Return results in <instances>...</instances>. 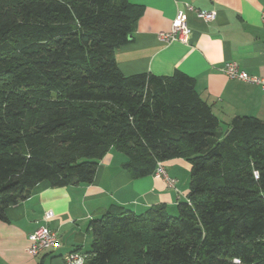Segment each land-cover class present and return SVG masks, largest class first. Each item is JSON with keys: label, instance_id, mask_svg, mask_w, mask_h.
<instances>
[{"label": "trees", "instance_id": "trees-1", "mask_svg": "<svg viewBox=\"0 0 264 264\" xmlns=\"http://www.w3.org/2000/svg\"><path fill=\"white\" fill-rule=\"evenodd\" d=\"M141 14L130 0H0V220L42 182L91 183L112 148L134 176L183 157L187 197L108 210L86 264H264V119L224 130L184 72L125 75L115 50Z\"/></svg>", "mask_w": 264, "mask_h": 264}, {"label": "crops", "instance_id": "crops-1", "mask_svg": "<svg viewBox=\"0 0 264 264\" xmlns=\"http://www.w3.org/2000/svg\"><path fill=\"white\" fill-rule=\"evenodd\" d=\"M142 6V14L131 34V42L115 50L118 67L125 75L153 73L172 76L182 71L213 108L227 130L236 115L264 119V89L260 84L229 78L222 67L235 61L251 75L264 77V0H130ZM194 7L190 10L186 6ZM216 11L212 20L200 18L196 10ZM179 11L192 28L188 43H166L159 33L169 31ZM126 155L112 148L101 159L94 179L87 184L36 186L30 197L7 209L8 220H0L2 264H65L74 250L90 249L93 222L108 210L149 206L175 210L187 197L192 164L183 157L162 162L174 187L154 173L134 176L124 167ZM47 210L54 217L46 223L57 232L58 245L39 255L28 252L29 235L45 224Z\"/></svg>", "mask_w": 264, "mask_h": 264}, {"label": "built area", "instance_id": "built-area-1", "mask_svg": "<svg viewBox=\"0 0 264 264\" xmlns=\"http://www.w3.org/2000/svg\"><path fill=\"white\" fill-rule=\"evenodd\" d=\"M186 6L190 10L194 9V7L190 4L186 3ZM196 12L200 18H203L207 21L215 19L217 16L216 11H204L197 9ZM191 33L192 28L187 23L186 13L184 11H179L172 22L170 30L160 32L159 38L166 43L172 41L188 43ZM222 70L229 78L260 84L264 89V77L249 74L247 71L241 69L239 64L235 61L226 62L223 65ZM155 174L166 177L169 185L174 187L176 181L175 179L168 177L162 162L157 163ZM53 217L54 212L52 210H47L43 216L45 224L41 225L32 233H30V245L28 246V252L31 255H39L41 252L53 249L58 245L59 241L57 232L50 229V227L46 224ZM65 264H86L85 256L79 250H74L67 255Z\"/></svg>", "mask_w": 264, "mask_h": 264}, {"label": "rangeland", "instance_id": "rangeland-1", "mask_svg": "<svg viewBox=\"0 0 264 264\" xmlns=\"http://www.w3.org/2000/svg\"><path fill=\"white\" fill-rule=\"evenodd\" d=\"M168 185H169V183H168ZM171 214L176 215L177 214V211H171Z\"/></svg>", "mask_w": 264, "mask_h": 264}, {"label": "water", "instance_id": "water-1", "mask_svg": "<svg viewBox=\"0 0 264 264\" xmlns=\"http://www.w3.org/2000/svg\"><path fill=\"white\" fill-rule=\"evenodd\" d=\"M130 38H131V35H130ZM189 88H191V85H188Z\"/></svg>", "mask_w": 264, "mask_h": 264}]
</instances>
